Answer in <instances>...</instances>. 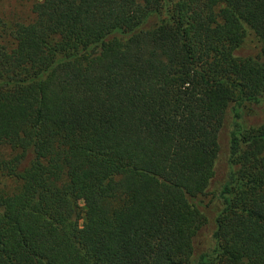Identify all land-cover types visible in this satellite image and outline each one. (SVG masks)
Masks as SVG:
<instances>
[{
    "label": "trees",
    "instance_id": "16d2710c",
    "mask_svg": "<svg viewBox=\"0 0 264 264\" xmlns=\"http://www.w3.org/2000/svg\"><path fill=\"white\" fill-rule=\"evenodd\" d=\"M32 1L0 20V264H264V0Z\"/></svg>",
    "mask_w": 264,
    "mask_h": 264
},
{
    "label": "rangeland",
    "instance_id": "374dc122",
    "mask_svg": "<svg viewBox=\"0 0 264 264\" xmlns=\"http://www.w3.org/2000/svg\"><path fill=\"white\" fill-rule=\"evenodd\" d=\"M33 1L32 0H0V20L3 23H10L14 20H21L28 22L33 18ZM249 48L253 49L254 45H257L253 36L249 37ZM251 122L258 123L261 121V117L254 116L250 118ZM212 202L214 198L212 196L206 198L205 203L209 204V211L214 212L212 209ZM211 203V204H210Z\"/></svg>",
    "mask_w": 264,
    "mask_h": 264
}]
</instances>
